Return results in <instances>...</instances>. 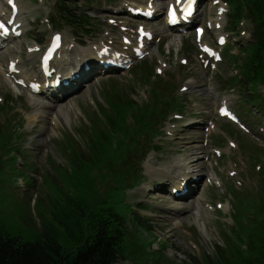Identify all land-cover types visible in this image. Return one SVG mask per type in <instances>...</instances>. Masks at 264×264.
Wrapping results in <instances>:
<instances>
[{
    "label": "rangeland",
    "instance_id": "rangeland-1",
    "mask_svg": "<svg viewBox=\"0 0 264 264\" xmlns=\"http://www.w3.org/2000/svg\"><path fill=\"white\" fill-rule=\"evenodd\" d=\"M119 2L120 0H114L111 3H109V0H95L93 8L88 6L85 7L84 10H88L94 18L97 15V9L101 8L103 11L111 10L114 9L113 4L115 3V5H118ZM21 8L20 19L24 20V22H29V24H33L35 20L36 24H33L30 27L35 29L36 34L32 35L31 33H28L25 36V38L29 39L28 41L24 40L23 42L21 40L15 42L14 47H8L7 52L2 55V59L0 60V100L8 98L13 105H15V103L17 104V110L23 108L28 112L27 119L21 124V127L23 128L22 132H24L23 134L25 136L24 139L26 141L22 142L21 151L25 154L26 160H28L29 157L30 162L33 164L27 169H22L20 173L23 172L25 175L34 174L33 169L35 168V165V178L41 183L42 176L45 172L46 174L50 173L49 175L52 176L57 174L54 168L55 166L66 170H69V168L72 169L67 153H65L61 147V142L64 141V137L67 139L68 144L72 143L69 135L66 134L63 137V134L65 132L67 133L66 126L71 130L72 138H75L80 144H82V149L79 148V146L76 147L79 151L78 154L81 155L83 150L88 151V146H86L83 143L84 140H82L84 136L82 137L79 135V131L81 130L83 132L84 127L89 128L91 126L89 117H93L94 114L93 110L87 106L92 104L90 100L93 99L97 102V100L101 101L103 96L106 98L108 94L110 95L113 93L115 95H122V92H124L125 95L122 96L123 98L128 95L134 101L142 103L149 99L148 91L150 87L141 84L140 81L134 79L130 72H124L114 76L98 78V80L90 85L86 91L72 95L70 98L62 100L59 103L57 102L53 108H45L44 112L47 111V115H41L36 109L28 110V106L32 104L31 99L25 96L23 91L15 88L11 83L4 79L3 67L9 60L20 57L21 60L26 62V71L29 74L34 72L38 59L35 55H26L24 43L34 45L33 42H35L36 39L41 38L43 41L48 40L49 35L46 32L50 31L49 25L46 24L45 26H42L41 23H44L46 18L52 14L54 0H44L43 3H39L37 0H22ZM99 13L103 14L101 10ZM161 19L148 25V27L158 33L161 32L164 27V21ZM65 29V35L74 37L71 29ZM164 32L166 34V39H164L156 49L152 50L149 63L152 67L154 64L156 68L158 58H163L164 61L168 62L175 68V72L173 73V76L170 77V81L175 83L178 87L176 95L181 96L184 104L187 105V112H184L185 116L192 117L193 115H196L197 118L206 120L212 116V107L216 104V99L220 100L222 98H228L231 101V104L235 106L239 101L237 94L228 91L223 80L219 81L215 78V74H221L224 78H228V73H233V69H229V67L224 65H219L218 69L213 72H208L202 69L197 61L194 40L191 35H183L171 31ZM40 34L42 36H40ZM102 34H106V31L103 26L98 23L92 29V34L77 36L76 41L78 44H81L79 41H82L83 44L87 45L86 50H83L82 53L86 56L93 54L91 51L92 46L95 43L98 44L100 41V35ZM185 49H187L189 53L185 52ZM29 57L33 60L32 62L27 61ZM184 58L188 60V65L183 66L184 68H182L180 62ZM165 75L166 73L163 76ZM187 80H190L191 86L196 89L191 93H187L186 95L188 96H185V94L179 93V90ZM11 99H16L17 102H13ZM248 107H250L249 109H253L251 106ZM248 107L247 112L249 113ZM105 108H107V106H105ZM254 112L256 111L254 110ZM131 118L132 116H129L127 121L128 126L133 124ZM247 119L252 124H264V116L257 115L256 118L248 117ZM33 122L34 124H32ZM226 125L227 124H224L222 121H217V126L220 131L219 135L223 133L222 127H226ZM101 126L106 127L107 124L103 123ZM186 135L190 136L189 140ZM186 135L183 136L186 137V140L184 141L159 139L161 141L160 146L162 147V151L159 154L151 152L147 156V160H145L142 165L144 171H147L149 166L152 165L157 171L161 170L167 172L168 174H164L160 171L162 175L169 178V175L179 177L182 174L183 162L188 163V167H206L202 157L205 152L207 153L209 150L204 149V147L202 148V145L198 146L194 143L199 137L198 134L186 133ZM232 141L237 142L235 139H232ZM213 143H215L214 139ZM84 146L86 147L84 148ZM240 146L242 147L244 154L249 155L251 153L252 150L250 148H245L244 144H241ZM32 147H35L37 150L31 153L29 149ZM222 150L228 151L227 143L223 146ZM179 154L184 157V160L178 158ZM0 155L2 154L0 153ZM250 155L254 161L260 162V167L264 166V154L260 153V150L255 151V153ZM256 155L259 156L260 160L257 159ZM239 156H241V153L237 152L231 155L233 158H238ZM252 166L250 159H244L241 169L249 177V181L246 182L243 187H237V189L240 190L239 198L243 196L247 197L251 194H258L264 201V175L259 173L254 174ZM50 170L52 171L49 172ZM16 176H18V174ZM142 185V189H145V184ZM233 186L236 188L235 185ZM136 188L138 187H135V189ZM7 193H10V195L11 193L21 195V197L26 198L27 201L30 197H32V200H36L37 197H39V199L46 204L45 195L49 194L48 187L42 189V193H40V187H29L24 184L22 178H19V180L15 179V184L9 183L6 178L0 179V212L4 215V217L0 218V221L6 222L5 226L7 230L10 229L12 232L20 231L25 239H31L35 235L32 223L38 226L41 224L42 219H40L39 216H35L34 212L29 214L25 205L20 207L18 215L15 214V212H13V206L21 205L25 202H19L18 199L15 200ZM103 195L104 193L101 196ZM224 195L225 197H223ZM220 197L224 199L222 202L229 210L230 202L232 201L231 203H233L236 195H227L224 189L216 192L213 190L208 191V189L204 188L200 200H195L192 203L191 201L178 203L180 206L186 207L187 205L188 207V210L180 219L172 220L170 222L167 218L161 217L163 224L159 221H155V228H153L154 233L147 229V227H135L133 236L127 243L126 260H121L116 264H134V257L131 255L133 252L141 257V259L135 258L140 261L139 264H181L183 261L187 260V254L193 252L195 255H198L200 252L199 247L201 245L207 247L209 252L214 246H218L225 255H228L229 250H231L230 242L233 241L231 232L228 230L222 231L221 227L216 224V221H218L233 225L232 222H228V212H226V216H222L205 208L208 203H217ZM126 203L135 206L137 201L133 197H128L124 204ZM157 205L161 208H168L163 201L159 202ZM251 205L253 204L247 206ZM259 207L264 209V206ZM44 208L46 209L47 207L45 206ZM232 209L235 213L232 218L236 224L238 223V220L244 219V215L250 216L249 212H256L254 208L253 210L248 209L242 211L235 204L232 205ZM144 214H147V212L144 211ZM29 215L32 222L29 219ZM262 219H264V216ZM251 222L253 221L250 220L249 222L247 219L243 221L244 225L249 224L247 227L251 226ZM185 230H187V232ZM236 245L241 250H245L244 248H246L245 244H243V246L241 245V247L240 244ZM210 253L212 255V252ZM196 262L200 263L197 259ZM196 262L195 260H192L191 264Z\"/></svg>",
    "mask_w": 264,
    "mask_h": 264
},
{
    "label": "trees",
    "instance_id": "trees-1",
    "mask_svg": "<svg viewBox=\"0 0 264 264\" xmlns=\"http://www.w3.org/2000/svg\"><path fill=\"white\" fill-rule=\"evenodd\" d=\"M231 7L233 21L244 13L245 7L249 8L258 29L259 41L248 52L242 69L243 80H237L246 100H252L256 87L264 84V0H232ZM56 12L58 22L71 26L90 21L86 15L78 16L64 5H60ZM148 70L147 74L151 76L152 70ZM153 95L154 105L146 109H141L127 97L109 100L114 117H107L105 130L101 132L94 127L92 134L88 131L83 134L87 136L89 150L78 154L75 140L63 146L72 169L68 172L55 169L56 176L45 178L44 187L49 189V202L38 201L37 211L42 221L38 226L33 224L35 235L25 239L22 232L7 230L4 222L0 221V264H115L120 258L126 259L127 243L135 227H147L150 231L151 227L138 219L133 206L124 204L128 199L126 189L137 182L130 156L133 150L137 151L142 146L141 140L131 135L132 138L125 137L124 141L118 137L120 132H114L122 130L120 123L130 111L137 110L142 120L143 115L159 112L168 101H175L169 103V108H182L178 99L158 95L155 91ZM12 130L7 126L0 127L1 148H13L11 144L15 133ZM143 130L149 129L143 126ZM157 133L159 131L154 130L150 139ZM125 135L128 136L127 133ZM95 169L99 172L101 187H104L103 196L96 191L92 177ZM128 218H132V228L127 223ZM260 226L256 230L261 235L251 232L246 242L241 234L236 236L239 242L248 245L247 250L235 248L228 255L219 251L210 260L205 256L206 264H264V228ZM131 255L134 264H139L140 261L135 258L141 257L134 252Z\"/></svg>",
    "mask_w": 264,
    "mask_h": 264
},
{
    "label": "bare ground",
    "instance_id": "bare-ground-1",
    "mask_svg": "<svg viewBox=\"0 0 264 264\" xmlns=\"http://www.w3.org/2000/svg\"><path fill=\"white\" fill-rule=\"evenodd\" d=\"M2 59V57L0 56V60ZM22 65V64H21ZM5 72H7V70H4ZM31 98H32V100L35 102L34 104L36 105V106H47V102H51L52 100L51 99H49V100H45V101H37V100H35L32 96H31ZM184 178L185 179H187L189 176H190V173L189 172H187V173H185L184 175ZM199 215V214H198Z\"/></svg>",
    "mask_w": 264,
    "mask_h": 264
}]
</instances>
